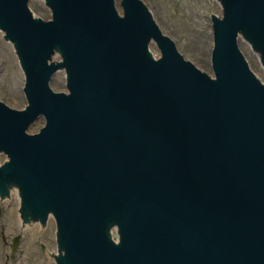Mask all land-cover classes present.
<instances>
[{
  "label": "water",
  "instance_id": "water-1",
  "mask_svg": "<svg viewBox=\"0 0 264 264\" xmlns=\"http://www.w3.org/2000/svg\"><path fill=\"white\" fill-rule=\"evenodd\" d=\"M214 2L210 77L140 0H0V186L17 231L22 198L54 214L48 264H264V84L239 48L264 73V0Z\"/></svg>",
  "mask_w": 264,
  "mask_h": 264
},
{
  "label": "rangeland",
  "instance_id": "rangeland-1",
  "mask_svg": "<svg viewBox=\"0 0 264 264\" xmlns=\"http://www.w3.org/2000/svg\"><path fill=\"white\" fill-rule=\"evenodd\" d=\"M153 17L164 36L171 39L185 61L211 77L209 17L219 14L213 1L205 0H140ZM239 48L254 75L264 84V73L254 52H248L243 42ZM0 102L9 108H20L16 62L0 36ZM48 219V218H47ZM36 226L17 231L12 197L0 201V264H48L43 254H37V244L54 252L52 217L42 231ZM14 236H21L15 257L10 245ZM3 238L8 242L5 245Z\"/></svg>",
  "mask_w": 264,
  "mask_h": 264
},
{
  "label": "flooded vegetation",
  "instance_id": "flooded-vegetation-1",
  "mask_svg": "<svg viewBox=\"0 0 264 264\" xmlns=\"http://www.w3.org/2000/svg\"><path fill=\"white\" fill-rule=\"evenodd\" d=\"M3 241H4V243H5V245H8V242H7V240L5 239V238H3ZM13 244H14V241H12V244L10 245V249H11V254L9 255H7V257L9 258V257H15V252H13ZM6 264H8V263H6Z\"/></svg>",
  "mask_w": 264,
  "mask_h": 264
},
{
  "label": "bare ground",
  "instance_id": "bare-ground-1",
  "mask_svg": "<svg viewBox=\"0 0 264 264\" xmlns=\"http://www.w3.org/2000/svg\"><path fill=\"white\" fill-rule=\"evenodd\" d=\"M213 2H214V0H213ZM215 3V2H214ZM12 197V194H8V199H10ZM51 218V217H50ZM47 222H45L43 225H42V227H46L47 225H45ZM48 223H49V221H48ZM37 223H35V224H32V225H30L31 227H33V226H35ZM45 225V226H44ZM30 226H28L27 228H29Z\"/></svg>",
  "mask_w": 264,
  "mask_h": 264
}]
</instances>
